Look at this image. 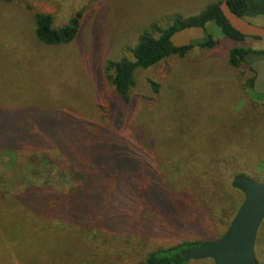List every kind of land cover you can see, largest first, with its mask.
<instances>
[{"label": "rangeland", "instance_id": "rangeland-1", "mask_svg": "<svg viewBox=\"0 0 264 264\" xmlns=\"http://www.w3.org/2000/svg\"><path fill=\"white\" fill-rule=\"evenodd\" d=\"M214 1L0 0V109L42 108L56 92L47 108L78 117L97 141L101 129L112 127L104 118L114 97L106 63L128 56L139 33L152 23L198 14ZM77 12L79 29L71 42L45 45L36 39V13L51 14L55 26H61ZM243 18L264 27V14ZM206 29L217 41L214 47L195 44L183 57L136 70L124 123L115 131L119 144L155 175L140 164V183L131 195L120 187L118 173L104 180L106 207L80 227L85 255L75 264H141L160 247L215 240L230 223L234 178L264 181V93H251L248 79L254 75L228 62L232 47L261 49L264 41L228 39L212 22ZM10 161V155L0 154V235L4 229L25 242L17 264L62 263L74 243L69 230H50L58 224L27 218L11 196L29 182L63 192L77 185L87 188L92 179L83 172L77 176L68 165ZM148 190H153L152 206L144 195ZM107 214L113 215L110 227L101 222ZM29 227L47 228L32 232ZM259 230L258 238L261 230L264 237V220ZM254 255L258 259L255 249Z\"/></svg>", "mask_w": 264, "mask_h": 264}, {"label": "trees", "instance_id": "trees-1", "mask_svg": "<svg viewBox=\"0 0 264 264\" xmlns=\"http://www.w3.org/2000/svg\"><path fill=\"white\" fill-rule=\"evenodd\" d=\"M221 1L212 2L198 14L186 17L175 14L166 19L164 25L152 23L139 33L128 56L124 55L106 63L105 70L109 72L107 78L111 83L114 97L109 113L104 115V118L112 127L107 130L101 129L97 135L99 136L97 141L93 140L95 135L90 137L92 134L82 126L78 117L47 108L46 105L51 100H56V92H52L48 96L47 104L42 108L29 106V109L15 108L5 111L0 109V154L10 155V163L24 161L45 166L68 165L67 168L77 173V176H81V172H83L85 176L92 179V183L87 188L77 185L63 192L29 182L26 183L22 191L11 196L13 201L21 206L27 218L58 224V227H50V230L54 228L69 230L67 236L74 241L72 251L68 252L62 263L58 264H75L85 255V245L78 239L79 235L83 236L84 234L79 229L93 220V216H96L99 211L102 214L101 207H106L103 183L106 178L118 173L122 180L120 187L125 186L127 194L131 195L140 183L138 180L140 164L150 175H155V170L151 166L146 165L143 160L141 163L132 151L119 144L121 141L115 131L124 123V113L130 104V91L136 83V70L149 68L170 56L183 57L195 44L203 48L214 47L217 41L206 29L208 22H212L228 39L241 41L250 38L230 26L219 8ZM228 4L241 17L264 14V0H228ZM79 18L80 12H77L66 24L55 26L54 17L51 14L36 13L34 35L38 41L45 45L69 43L78 32ZM190 25L204 26L206 37L192 42L187 47H174L169 40L171 34ZM261 54H264V48L235 46L229 51L228 62L235 67L245 66L247 71L254 74L249 63L251 59ZM252 84L253 77L248 79L251 93H253ZM230 187L234 195L231 201L232 209L230 208L228 212L230 214L229 221L243 201L242 194L236 189L234 183H231ZM144 195L152 206L155 202L154 198H151L153 190L151 194L149 190L145 191ZM57 198L59 201L52 203V199ZM236 204L238 207H235ZM6 211L7 213L12 212L10 206ZM108 212L111 211L108 210ZM112 218V214L109 217L107 214V217L101 222L105 223V227H110ZM67 223L74 227H68ZM32 224L31 226H33ZM29 228L32 232H42V229L47 227ZM2 231L4 236L0 235V262L1 264H17V253L23 249L25 242L13 238L7 230L2 229ZM205 242H207L206 239H200L160 247L148 253L141 264H186L190 260L184 259L181 256L182 252ZM255 252L258 258L255 259L264 264L263 230L260 232V238L257 235Z\"/></svg>", "mask_w": 264, "mask_h": 264}, {"label": "water", "instance_id": "water-1", "mask_svg": "<svg viewBox=\"0 0 264 264\" xmlns=\"http://www.w3.org/2000/svg\"><path fill=\"white\" fill-rule=\"evenodd\" d=\"M219 8L230 26L240 34L264 41V27L254 25L236 14L228 0H222ZM206 37L202 25H190L175 31L169 37L174 47H187L192 42ZM255 72L252 90L264 93V59L254 61ZM234 186L243 196V201L231 219L226 232L219 238L207 241L182 252L186 260L210 259L213 264H262L255 259L254 249L259 227L264 220V181L258 182L243 175L234 178Z\"/></svg>", "mask_w": 264, "mask_h": 264}, {"label": "flooded vegetation", "instance_id": "flooded-vegetation-1", "mask_svg": "<svg viewBox=\"0 0 264 264\" xmlns=\"http://www.w3.org/2000/svg\"><path fill=\"white\" fill-rule=\"evenodd\" d=\"M259 59H264V54H261V55H259L258 57H255V58H253V59H251V61H250V63H249V65L251 66V64L254 62V61H256V60H259ZM251 68V67H250ZM252 69V68H251ZM253 71V70H252ZM253 80H254V78H255V72L253 71ZM253 91V90H252ZM254 93V92H253ZM255 94V93H254ZM256 95H258V94H256Z\"/></svg>", "mask_w": 264, "mask_h": 264}]
</instances>
